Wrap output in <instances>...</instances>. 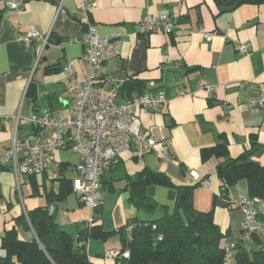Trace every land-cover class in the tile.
<instances>
[{"label":"crops","instance_id":"obj_1","mask_svg":"<svg viewBox=\"0 0 264 264\" xmlns=\"http://www.w3.org/2000/svg\"><path fill=\"white\" fill-rule=\"evenodd\" d=\"M95 1L97 7L89 13L90 21L101 35L117 34L121 42L119 54L98 68V81L119 102L139 93H129L125 81L112 79L120 71L130 80L143 81L142 92H164L162 108L138 109L137 114L146 133L159 137L162 131L170 138L171 160L164 163L151 152L141 156L122 153L104 168V202L93 210L73 191V173L67 164L77 161L74 153V162L59 160L56 154L54 163L44 171L31 173L22 167L16 177L6 152L14 141L19 143L34 132L24 118L42 110L56 116H61L56 113L63 109L71 110L72 96L67 92L70 81L61 68L70 59L77 79H83L84 21L80 0H24L18 9L0 3V244L5 231L12 228L25 241L34 239L27 214L47 205L58 225L71 236L90 226L115 230L106 239L88 240L87 252L90 264L118 263L119 257L104 253L122 250L121 234L128 235L127 226L123 227L129 219H147L150 214L128 199L130 183L145 167L164 172L176 185L197 184L193 195L196 208H212L214 222L229 240L245 239L240 230L241 211L214 203V197H219L217 159L211 156L203 160L201 150L220 142L222 136L228 155L236 158L256 140L251 158L264 165V106L244 108L249 98L264 93V3H243L222 10L213 0ZM147 14H166L175 26L169 32L158 27L149 34L139 33V22ZM32 24L48 36L38 63L42 40L29 47L16 41V36ZM204 33L210 34V39ZM242 43L249 44L247 52H241ZM53 66L56 68L48 70ZM202 80L214 89L206 92L200 88ZM30 82L34 96L26 94ZM181 90L187 91L181 94ZM190 170L197 171L198 180L190 176ZM205 179L209 184L203 183ZM60 181H68L71 191L56 200L51 192L58 190ZM229 192L235 196L244 193V182ZM250 238L246 239L253 244ZM0 255H4L1 247ZM8 264L20 263L13 259Z\"/></svg>","mask_w":264,"mask_h":264},{"label":"built area","instance_id":"obj_2","mask_svg":"<svg viewBox=\"0 0 264 264\" xmlns=\"http://www.w3.org/2000/svg\"><path fill=\"white\" fill-rule=\"evenodd\" d=\"M24 0H0L12 9H18ZM97 7L95 0H80L79 12L84 21L83 43L84 76L77 79L74 63L68 59L62 65V71L70 81L68 93L72 96L71 112L67 116H56L49 110L30 113L24 120L35 130L19 143L14 141L6 152L13 163L16 177L21 168L32 173L44 171L54 163L56 154L62 150H71L77 157L73 164L68 163L67 169L73 173L71 182L74 193L82 204L91 210L104 202L101 191V178L104 168L122 153L141 156L153 153L160 161L166 163L171 160V140L161 131L159 137H154L142 128L138 109L157 110L166 102L162 90L139 92L131 95L123 102L115 96L106 93L98 81V68L103 62L116 57L120 52L119 35H101L95 24L90 21L89 13ZM175 24L166 14H147L139 22L138 32L149 34L158 27L165 31H172ZM206 39L211 35L204 33ZM37 39L42 44L37 50V63L47 43L48 36L43 35L37 25H30L24 33L16 36V41L29 47ZM248 43L240 45L241 52H247ZM200 88L206 92L214 89L205 80L200 81ZM189 91V89H187ZM187 90H181L183 94ZM264 106V93L251 97L244 104L246 110ZM19 116H17L18 120ZM21 151V156L18 155ZM190 176L198 180L196 170H190ZM204 184H209L207 179ZM228 200L240 209V230L249 239L254 233H262L264 240V198L250 197L246 194H228ZM90 223H93L91 218ZM131 226L127 227L130 230ZM79 246L87 242L78 241ZM235 241L229 240L224 245L225 264H232ZM107 257L128 258V250H108Z\"/></svg>","mask_w":264,"mask_h":264},{"label":"trees","instance_id":"obj_3","mask_svg":"<svg viewBox=\"0 0 264 264\" xmlns=\"http://www.w3.org/2000/svg\"><path fill=\"white\" fill-rule=\"evenodd\" d=\"M213 1L222 10L243 3H264V0ZM58 64L56 67H59ZM144 84L138 79L124 82L129 93L131 90L142 92ZM32 86L30 82L26 94L34 96ZM221 139L213 146L201 150L203 160L211 156L217 159L219 197H214V203L222 199L228 206L234 208L235 206L228 200V194L239 182H244L243 194L264 198V165L251 158L255 152L256 140H252L249 149L232 158L228 155L225 139L222 136ZM30 178L34 184L33 176ZM67 182L60 181L58 190L51 192L56 200L64 199L71 191V184ZM156 186L168 189L167 196L173 204L171 212L167 205L159 204L155 200ZM196 186L197 184L176 185L162 171L147 167L142 169L136 180L130 183L128 199L137 209L150 214L161 211L162 215L147 219L133 217L128 220L125 227L122 226L124 229L128 225L131 226L128 235L126 232L121 234L122 250H128L129 257H119L116 264H225L224 245L229 238L214 222L212 208L200 210L194 205L193 195ZM27 218L35 238L25 241L13 228L6 230L1 238L0 247L4 250V255H0V264H8L13 259L20 264H90L85 245L79 246L78 241L106 239L115 233V230L103 231L100 227L90 226L78 232L76 236H71L58 225L55 214L48 210L47 205L30 211ZM251 238L250 242L253 244H249L243 237L235 241L232 264H264L263 235L254 233ZM74 240L77 241L76 248Z\"/></svg>","mask_w":264,"mask_h":264},{"label":"rangeland","instance_id":"obj_4","mask_svg":"<svg viewBox=\"0 0 264 264\" xmlns=\"http://www.w3.org/2000/svg\"><path fill=\"white\" fill-rule=\"evenodd\" d=\"M71 110L69 108L63 109L60 112L56 113L59 114L61 116L63 115H67L69 114ZM74 152H72L71 150H63V151H59L57 153L58 155V159L59 160H68L71 162L75 161V155L73 154ZM56 155V156H57ZM49 184V181L47 183V185ZM167 191L168 189L162 186H158L157 191H156V200L160 203H164V205H167V208L169 209V212H171L172 210V206L170 204V202L168 201V197H167ZM240 210V209H239ZM162 215L161 211H156L153 214H149L148 218H155V217H159Z\"/></svg>","mask_w":264,"mask_h":264},{"label":"water","instance_id":"obj_5","mask_svg":"<svg viewBox=\"0 0 264 264\" xmlns=\"http://www.w3.org/2000/svg\"><path fill=\"white\" fill-rule=\"evenodd\" d=\"M113 80H121V81H132L128 78V76L126 75V73L124 71H120L118 73H116L115 75L112 76ZM216 203L220 206H224L227 203L224 202L223 200L219 199L216 201ZM151 264H168V263H151Z\"/></svg>","mask_w":264,"mask_h":264}]
</instances>
